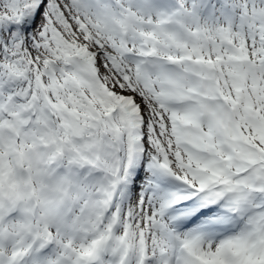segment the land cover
<instances>
[{"label": "snow or ice", "instance_id": "snow-or-ice-1", "mask_svg": "<svg viewBox=\"0 0 264 264\" xmlns=\"http://www.w3.org/2000/svg\"><path fill=\"white\" fill-rule=\"evenodd\" d=\"M0 264H264V0H0Z\"/></svg>", "mask_w": 264, "mask_h": 264}]
</instances>
